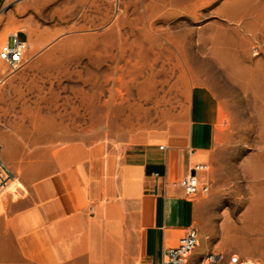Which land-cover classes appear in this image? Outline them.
Instances as JSON below:
<instances>
[{
  "label": "rangeland",
  "instance_id": "rangeland-1",
  "mask_svg": "<svg viewBox=\"0 0 264 264\" xmlns=\"http://www.w3.org/2000/svg\"><path fill=\"white\" fill-rule=\"evenodd\" d=\"M17 33L24 61L0 59V151L15 175L0 235L11 201L60 148L120 151L187 117L208 90L226 116L196 225L222 253L204 260L264 264V0H0V50ZM11 259L0 251V264Z\"/></svg>",
  "mask_w": 264,
  "mask_h": 264
},
{
  "label": "crops",
  "instance_id": "crops-1",
  "mask_svg": "<svg viewBox=\"0 0 264 264\" xmlns=\"http://www.w3.org/2000/svg\"><path fill=\"white\" fill-rule=\"evenodd\" d=\"M225 116L220 100L199 90L187 117L120 151L60 148L53 169L26 182L30 192L9 204L0 251L13 264H161L164 251L194 226L199 244L187 264H206V255L222 253L204 247L196 226L206 194L190 198L180 181L201 166L196 175L209 185Z\"/></svg>",
  "mask_w": 264,
  "mask_h": 264
},
{
  "label": "built area",
  "instance_id": "built-area-1",
  "mask_svg": "<svg viewBox=\"0 0 264 264\" xmlns=\"http://www.w3.org/2000/svg\"><path fill=\"white\" fill-rule=\"evenodd\" d=\"M28 40L22 34H13L1 47L0 59L9 64L13 69L18 68L24 61L27 50L29 49ZM164 148V145L160 146ZM203 169L197 166L193 173L181 179L180 184L185 189L190 198H195L200 194L209 192V185L201 183L196 171ZM14 171L5 161L0 151V194L6 190L14 180ZM199 244V232L194 226L188 228L187 232L179 239L174 247L167 248L163 253L161 264H187L191 254ZM213 258V257H211ZM229 264H240V258L234 254L229 260Z\"/></svg>",
  "mask_w": 264,
  "mask_h": 264
}]
</instances>
